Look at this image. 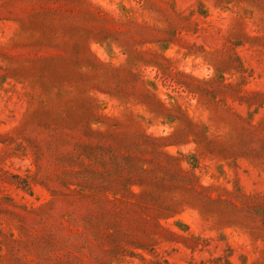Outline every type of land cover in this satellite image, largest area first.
<instances>
[{
	"label": "rangeland",
	"instance_id": "rangeland-1",
	"mask_svg": "<svg viewBox=\"0 0 264 264\" xmlns=\"http://www.w3.org/2000/svg\"><path fill=\"white\" fill-rule=\"evenodd\" d=\"M0 264H264V0H0Z\"/></svg>",
	"mask_w": 264,
	"mask_h": 264
}]
</instances>
